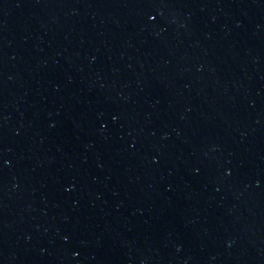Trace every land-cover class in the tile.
Returning <instances> with one entry per match:
<instances>
[{
  "label": "water",
  "instance_id": "water-1",
  "mask_svg": "<svg viewBox=\"0 0 264 264\" xmlns=\"http://www.w3.org/2000/svg\"><path fill=\"white\" fill-rule=\"evenodd\" d=\"M0 264H264V0H0Z\"/></svg>",
  "mask_w": 264,
  "mask_h": 264
}]
</instances>
